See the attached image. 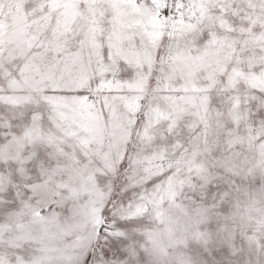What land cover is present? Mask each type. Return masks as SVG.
<instances>
[{"label":"snow or ice","instance_id":"1","mask_svg":"<svg viewBox=\"0 0 264 264\" xmlns=\"http://www.w3.org/2000/svg\"><path fill=\"white\" fill-rule=\"evenodd\" d=\"M0 264H264V0H0Z\"/></svg>","mask_w":264,"mask_h":264}]
</instances>
